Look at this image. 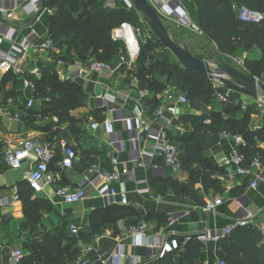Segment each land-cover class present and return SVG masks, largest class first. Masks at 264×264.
Returning a JSON list of instances; mask_svg holds the SVG:
<instances>
[{
  "label": "crops",
  "instance_id": "1",
  "mask_svg": "<svg viewBox=\"0 0 264 264\" xmlns=\"http://www.w3.org/2000/svg\"><path fill=\"white\" fill-rule=\"evenodd\" d=\"M15 1L2 0L1 3L12 6ZM116 2L117 9H127L125 0H116ZM178 2L197 24L198 16L194 2L191 0H178ZM56 12L57 6L45 4L36 17L28 18L23 8L18 6L15 10L16 20L13 23L17 27H22L26 34L35 30L42 37H47L49 17ZM19 14L21 15L19 16ZM138 16L141 15L138 14ZM161 18L176 24L181 30L184 28L173 20ZM133 28L131 24L124 23L112 31L114 38L128 40L131 45V50L127 54L121 51L111 62H108L115 69L114 73L100 74L86 69L82 76L74 78L73 74L77 72L78 68L94 60L91 58L85 62L68 61L64 49H62V56L41 50L33 54L31 60L26 64L27 70L32 67L33 59H39L42 67L55 68L62 82L71 81L83 87L85 92L83 106L71 110V116L76 120L75 124L66 121L61 126L56 125L48 130L45 126L46 120H40L46 117L45 115H39V121L30 122L27 115L24 119L20 113L6 108L0 103V107L6 111V116L0 119V196L18 195L17 184L22 181L28 183L25 168L20 169L23 171L20 177L5 176L17 170H11L6 165L4 151L8 146H14L19 139L35 138L42 143L56 147L58 141L66 137L78 155L74 168L64 170L58 165L62 158V152L58 149L56 160L52 164V170L57 174V184L46 188L41 193H35L32 190L33 198L39 199L43 203L42 216L39 220L31 221L24 217L23 203L20 198L18 201L0 208V263L6 260L12 250L26 247V264H54V257L49 253V248L53 249L57 246L66 251L64 264H79L80 262L88 264H157L158 258L152 256L148 247L135 245V240L129 231L134 223L144 222L147 224L149 237L162 235L170 242L176 241L181 246L180 249H177L179 251L185 250L189 242L186 241V236H192L191 240L202 244L197 264H216L220 259L217 255V242L200 241L196 238L199 234L209 235L220 231L236 219L241 211L242 199L247 202L250 209L259 211L254 224L249 226L257 229L256 225L264 224V184H261L257 189L251 188L252 177L250 175L236 176L223 181L219 179V176L235 171L234 166L226 165V161L230 158L235 147V142L231 138L206 133L209 144L207 157L216 166L224 168L226 170L224 173L210 172L197 164H191L189 168L183 166L181 171L174 172L171 167L164 164L159 155L154 157L152 164L163 165L164 168L161 172L155 170L152 164L142 168L133 161L136 154L132 141L133 132L122 122L121 118L124 115H135L136 112L141 111L145 116V121L150 125L149 118L154 110L152 109L153 96L139 100L138 80L129 75V72L136 68L135 63L141 51L138 36ZM169 33L177 41L172 31L169 30ZM179 37L183 40V42L177 41L180 45H184V42L187 43V46L189 45L182 35ZM201 37L204 38L203 35ZM204 39L207 41L206 38ZM210 44L213 47V53H207L208 55L214 58L228 57L234 66H236L234 59L245 62V59L250 56L252 58L259 57L256 48L252 51H237L231 55H221L215 45ZM204 52L206 53V51ZM122 54L126 57L127 62L120 66ZM203 58L207 59L208 57ZM243 68L246 69L245 64ZM8 74L17 76L21 90L19 95L25 106V102L29 98H35L34 91L24 86V76L16 72ZM257 78L260 79V77ZM105 94L112 100L114 110L109 105L99 108V103L102 100L100 96ZM175 94L176 92L170 87L164 91L166 97H172ZM235 97L242 101L240 97ZM38 100L43 102V100L35 98L36 104ZM36 104L31 109L27 107L25 109L32 110ZM15 113L21 116L23 123L9 117ZM187 114L200 115L201 113L186 110L184 106H181L178 118L169 114L165 116L169 125L163 136L176 142L181 153V160L182 135L177 132L175 126L178 123H183L189 128L188 133H190L192 128L183 118ZM92 120L101 124L97 130L91 127ZM105 120L110 122L111 127L107 128L103 125ZM253 121L255 119L251 120V126L254 129L264 127V125L253 124ZM63 131L68 136L63 137ZM135 134L139 138L141 149L152 150L153 140L149 137L148 132L137 128ZM259 146L264 148V143H259ZM112 157L117 160L116 164L112 162ZM94 164L108 170H113L116 167L122 174L132 172L133 176L130 179L123 176L114 184L118 190L127 191L128 204H122L119 197L110 202L98 191H91L87 199L74 204L64 203L56 196L55 190L58 186H76L85 171ZM98 186L101 187L102 183H98ZM219 188L221 190H218ZM141 189H149L153 197L150 194L140 193ZM213 195L222 196L223 203L215 212L203 213L200 207L204 198ZM159 197L161 198L158 199ZM173 214H180V217L172 226H169V219ZM71 225H76L79 228L77 235L72 234ZM12 244L15 247H10ZM258 246L264 248L263 237ZM119 252H124V257H116ZM179 253L174 254V261L178 259ZM34 256L41 259L34 260Z\"/></svg>",
  "mask_w": 264,
  "mask_h": 264
},
{
  "label": "trees",
  "instance_id": "2",
  "mask_svg": "<svg viewBox=\"0 0 264 264\" xmlns=\"http://www.w3.org/2000/svg\"><path fill=\"white\" fill-rule=\"evenodd\" d=\"M191 1L197 10V24L202 35L215 45L221 55L252 51L254 48L258 50L259 57L247 58L244 62L246 69L254 67V71L243 72L260 77L264 82V20L257 23L246 22L238 16L242 6L264 13V0ZM46 5L57 6V12L49 17L48 36L66 51V59L72 62H85L91 58L94 60V57L100 61L111 62L121 51L126 52L123 42L113 40L112 31L118 28L126 17L130 24H138L140 19L138 14L128 9H106L101 0H47ZM141 21L145 23L144 20ZM165 25L167 27V24ZM167 29L169 31L168 27ZM161 43L156 36L146 37L143 45H140V56L137 59L139 65L129 72V75L137 78L139 88L148 89L152 93V109L160 103L156 95L176 83L180 86L179 92L184 94L187 92L191 98L203 101L207 95V87L212 81L194 69L184 68L172 54L171 57L164 56L165 60L161 65L144 64L143 59L147 58L151 48H156ZM226 58L218 57L221 65L229 63ZM34 93L35 98L43 100L44 105H54L55 108L28 110L26 115L30 122L34 121L32 117L55 114L61 118L66 117L65 121L71 124L76 123L69 112L83 106L85 92L82 86L71 81L62 82L55 68L42 67V78L37 81ZM186 96L190 101L189 96L187 94ZM235 105L200 115L187 114L183 117L192 128L190 133L182 136L184 167L197 164L210 172H226L207 157L209 144L206 133L215 136L223 132L241 135L246 141L245 146L238 147L246 156L243 165L247 166L254 157H259L264 162V148L259 146V143H264V127L254 129L251 126L253 112L250 106L240 113V105ZM201 107L199 106V109ZM56 125H59L58 122L50 118L45 126L50 130ZM17 187L23 203L24 217L31 221L39 220L42 216L43 203L33 198V191L28 183L19 182ZM139 223L141 222L134 225ZM261 239L262 235L256 228L250 226L240 228L217 241V255L228 264H264V248L258 246ZM201 250L202 244L191 240L185 250L169 252L158 258L157 264H197ZM177 252H180L179 257L174 261L173 256ZM49 253L54 257V264L65 263V249L56 246L53 249L49 248ZM34 258L37 261L41 259L36 256ZM21 264H26V255Z\"/></svg>",
  "mask_w": 264,
  "mask_h": 264
},
{
  "label": "built area",
  "instance_id": "3",
  "mask_svg": "<svg viewBox=\"0 0 264 264\" xmlns=\"http://www.w3.org/2000/svg\"><path fill=\"white\" fill-rule=\"evenodd\" d=\"M1 1L2 0H0V75L16 72L24 76V86L35 91L37 81L42 78V66L39 63V59H33L34 63L32 67L26 70V64L31 60V56L41 50L49 51L57 56H62V48L49 36L42 37L35 30H31L26 34L23 32L22 27H17L13 23L14 20H16L15 10L18 6L23 8L28 18H34L41 11L43 0H16L12 6L4 5ZM101 1L103 7L106 9L117 8L116 0ZM149 1L161 17L173 20L178 25L202 35V31L198 24L190 18V14L180 6L178 0ZM125 4L128 10L137 11L132 0H125ZM238 16L241 20L246 22L257 23L264 20V13L252 10L246 6H242L239 9ZM133 29L136 36H140L139 30ZM120 62V66L127 62L123 54L120 56ZM234 63L239 67L244 66L243 60L234 59ZM86 69L100 74H111L115 72V69L108 62L91 61L89 64L78 68L77 72L73 74V77L77 78L82 76ZM26 72L28 73L27 77ZM137 93L139 100H145L152 96V93L145 88H138ZM216 96L222 102H230L229 98L220 90L216 91ZM100 98L102 100L99 103V108H104L109 105V107L114 110L112 100L107 94L100 96ZM157 98L160 100V103L153 110L149 118L150 125L145 121V116L141 111L136 112L135 115H124L121 120L126 124L129 130L133 132L132 141L136 152L133 161L136 162L138 166L142 168L147 167L152 164L154 157L159 155L162 157L165 165L171 167L174 172H178L183 169L181 153L176 142L163 136L169 125V122L165 120V116L169 114L178 118L180 115V107L187 105L189 100L186 94L182 92H178L172 97H166L163 92L157 94ZM255 102L259 107H264L262 105V103H264V97L255 100ZM235 103H237V101H235ZM35 104V98L31 97L25 102V107L31 109ZM5 116L6 111L0 107V119ZM9 117L23 123L19 114L15 113ZM103 125L107 128L111 127L108 120H105ZM100 126L101 124L99 122L92 120L91 127L93 129L97 130ZM175 127L177 132L182 136L189 132V128L183 123H178ZM137 128H141L148 132L149 137L153 140L152 150H143L140 148L139 138L135 134ZM110 131L112 132L111 128ZM221 135L225 138H231L235 142V147L232 150L231 156L226 161V165L234 166L235 171L219 176V179L223 181L226 179H233L236 176L250 175L252 177L250 184L251 188L257 189L261 184H264V162L259 157H254L247 166L243 165L246 156L239 151L238 147L246 145L245 139L241 135L228 132H223ZM58 149L62 152V158L58 165L64 170L73 169L78 155L74 147L64 138L58 141L56 147L42 143L35 138H21L16 141L14 146H8L5 149L4 160L11 170H22L25 166H28V170L25 171L28 184L35 193H41L46 188L53 187L57 184V174L52 170V164L56 160ZM112 162L116 164L117 160L112 157ZM152 165L155 170L160 172L164 168L163 165ZM123 176H127V178L130 179L133 174L132 172L122 174L116 167L113 170H108L105 167L94 164L85 171L82 179L76 186H58L55 190V194L64 203L74 204L87 199L91 191H98L102 197L108 199L110 202H113L116 197H119L122 204H128L129 198L127 191L118 190L114 186ZM98 183H102V186L99 187ZM139 192L150 194V196L153 197L149 189H141ZM160 198L161 197L158 199ZM18 200L19 196L17 194L13 196H0V208ZM222 203L223 198L220 195L206 196L200 210L203 213L209 214L215 212ZM241 203V211L236 219L220 231L213 232L209 235L199 234L196 238L203 242H217L220 238L230 235L235 230L254 224L259 211L250 209L247 202L243 201V199ZM179 217L180 214H173L169 219V226H172ZM256 227L264 238V224H258ZM129 231L135 240V245H144L148 247L154 258H160L181 247L178 242H170L162 235L149 237L148 227L144 222L132 225ZM71 232L77 235L79 233V228L76 225H71ZM191 239L192 236H186V241H190ZM124 255V252H119L116 257L121 258L124 257ZM24 257L25 254L23 250L21 248H16L12 250L6 260L0 264H21ZM79 264L88 263L80 262ZM216 264L228 263L224 259H218Z\"/></svg>",
  "mask_w": 264,
  "mask_h": 264
},
{
  "label": "rangeland",
  "instance_id": "4",
  "mask_svg": "<svg viewBox=\"0 0 264 264\" xmlns=\"http://www.w3.org/2000/svg\"><path fill=\"white\" fill-rule=\"evenodd\" d=\"M133 12L141 15L139 17L140 19L138 21V24H131V25L135 29L139 30L140 36H138V41H139V44L142 46L146 37L150 38V37H153L155 35L150 31L147 24L146 23L143 24V22L141 21V19L145 21L143 14L138 12V11H135V10ZM20 15L21 14H19V16ZM127 19L128 18L126 17L125 21L122 22L119 27H121L124 23H129L127 21ZM163 21L165 23H167V27L169 28L170 31H172V33L174 34L175 39H177V41L183 42V40L180 39V37H179L182 35L185 38L186 42H188V44H189L188 45L189 47H188L187 43L184 42V45H181V46L187 47L193 55L198 56L200 58L202 57L201 59H204L203 57H208L207 60L210 62V65L212 66V68H216V67L221 65V62L218 58H214L211 55H208V54L213 53V47L203 37H201V35L194 33V32H191V31H188L184 28H182V30H181L180 27H178L174 23H171L167 19L166 20L163 19ZM138 26H139V28H138ZM115 29H117V28H115ZM112 38L115 41H121L125 44L126 54L129 52V50H131V45L129 44L128 40H124V39L120 40L119 38H117V37L114 38L113 36H112ZM204 51H206V53ZM171 54H172L171 51L168 50V48L164 44L161 43L158 45V47L151 48V52L149 53L147 58L143 59L144 64H146V65H151V64L161 65L165 60L164 56L167 55V56L171 57ZM173 57L175 58L174 55H173ZM248 59H254V58H252V56H250ZM95 60H100V59H97L96 57H94V61ZM226 61L229 62V64H231L232 66H234L232 64L230 58L227 57ZM138 65H139V63L136 61L135 66H138ZM234 67H236L238 70H240L242 72L243 71H252V70L254 71V67H250L249 69H245V68L239 67L237 65ZM170 89L174 90V92L177 93L180 91V86L178 83H176V84H174V86H171ZM207 90H208L207 95H206L205 99H203V101H197L196 99L191 98L187 92H185L189 96V99H190L189 103L184 106L185 109L189 110V111L190 110L191 111H198L201 114H203L206 112H211L212 110H222V109L226 108L227 106H236L235 104H239L241 107L240 113H242L247 106H250V108L253 112L251 120L255 119V121H253V124L258 125V126L264 125V107H259L253 98L249 97L246 94H243V93H240L237 91L229 90V89L225 88L222 84H220L218 81H212V84L207 87ZM217 90L222 91L224 93V95L227 98H229L230 102L237 101V103L231 104V103L222 102L216 96ZM20 91H21L20 85L18 84L17 76L15 74H8V75L0 76V96H1L0 103L2 105L6 106V108L12 109V110L20 113L23 116V118L26 119V113L28 112V110L25 109L24 101L19 95ZM235 96L240 97L242 101H240L239 98H237ZM262 105L264 106V103H262ZM199 106H202V107L199 109ZM50 108H55V106L54 105H44L42 101L38 100L36 107L34 109H50ZM69 115L71 116V111L69 112ZM45 116L46 117H43L40 120H46L45 122H49L50 118H53V120L58 122V124H59L58 126H61L62 124H64V122H66L65 121L66 117H64V116H63V118H61L59 115H55V114H49V115H45ZM39 118H40V116L32 117V120H34L33 122H35L36 120L39 121ZM45 118H47V119H45ZM72 118H74V117H72ZM63 132H64L63 137H65V135L68 136L67 134H65V131H63ZM64 139H66V137ZM189 167L190 166H186V168H189ZM22 173H23V171L17 170L15 172H10L9 174H7L5 176H12L15 178V177L22 176ZM10 247H15V245L12 244V245H10ZM22 250H23L24 254L26 255V247H22Z\"/></svg>",
  "mask_w": 264,
  "mask_h": 264
},
{
  "label": "water",
  "instance_id": "5",
  "mask_svg": "<svg viewBox=\"0 0 264 264\" xmlns=\"http://www.w3.org/2000/svg\"><path fill=\"white\" fill-rule=\"evenodd\" d=\"M132 1L137 11L143 14L150 31L171 51L184 68L194 69L209 80L218 81L225 88L246 94L254 100L264 97L262 80L238 70L229 63L212 68L207 59H199L187 47L181 46L173 39L161 16L149 0ZM45 4L46 0H43V8ZM28 168L25 166V170Z\"/></svg>",
  "mask_w": 264,
  "mask_h": 264
}]
</instances>
